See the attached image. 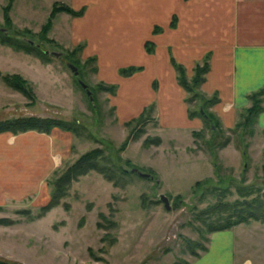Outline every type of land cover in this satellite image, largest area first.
<instances>
[{"label":"rangeland","instance_id":"rangeland-1","mask_svg":"<svg viewBox=\"0 0 264 264\" xmlns=\"http://www.w3.org/2000/svg\"><path fill=\"white\" fill-rule=\"evenodd\" d=\"M123 2L121 6L126 5ZM53 5L50 9L48 3L0 0V31H7L11 43L22 41L25 47L30 43L32 46L29 50L15 49L0 37V120L19 116L53 117L77 127L76 133L71 132L69 150L66 149L61 161L56 156V168L43 180L41 194L9 198L0 203V262L190 264L207 251L210 235L215 232L208 226L224 221L229 214L226 204L258 198L264 207V130L254 124L222 127L214 133L202 120V127L197 130L199 135L192 134V144L188 132H182L177 140L183 147H174L175 143L168 140L172 133L162 128L169 143L166 148L173 147L175 153H158V156L148 151L158 144L144 141L160 132L154 110L151 108L146 113L142 123L127 125L129 120L120 121L111 103L116 90L111 93L107 88L108 84L122 83L124 98L134 92L129 87L131 79L124 78L118 70L147 65L149 55L144 52L142 42L149 29L146 18L123 14L104 19L105 28L100 27L95 34L96 44L101 48L98 50L106 59L101 62L105 67L98 76L95 52L86 56L83 43H72V30L77 24L70 15L56 12L50 28L42 31ZM152 33L148 32L147 38L151 39ZM164 53L159 45V56ZM177 55L183 58L186 54L180 51ZM203 61L193 65L188 72L191 76L185 69L190 85L194 66H201ZM70 65L76 67V72ZM3 74H19L24 78L35 96L34 101L6 84ZM139 77L142 78L141 74ZM81 83L87 85L90 95ZM193 90L202 93L200 88ZM197 105L198 101L188 104L190 109ZM18 134L4 135L0 145L8 143L10 147V140ZM130 134L135 138L121 149ZM242 145L246 158L241 155ZM225 146L229 149L224 151ZM93 148H102L99 164L110 171L111 179L91 169L71 182L58 205L39 215L40 207L50 199L51 181ZM190 150L202 152L204 158L184 156ZM132 168L150 176L130 172ZM161 194L169 198L170 210L160 200ZM228 229H233L235 234L237 264H242L245 257H251L253 264H264V220L248 219Z\"/></svg>","mask_w":264,"mask_h":264},{"label":"crops","instance_id":"crops-1","mask_svg":"<svg viewBox=\"0 0 264 264\" xmlns=\"http://www.w3.org/2000/svg\"><path fill=\"white\" fill-rule=\"evenodd\" d=\"M21 1L48 3L50 9L54 3L68 5L74 10L84 8L81 16L66 12L58 15L68 14L77 24V28L72 30V43H83L86 56L95 52L98 76L103 72L101 68L105 67L101 62L106 59L98 50L100 44L98 47L95 34L100 27L105 28L104 19H114L123 14L133 18L145 17L148 32L153 31L157 24L162 25L158 26L161 28L159 32L152 33L151 39L147 38L148 32L143 35V50L149 55L147 65L136 64L142 66V70L124 77L131 79L128 81L129 87L134 92L124 98L126 93L120 83L111 98L120 121L135 118L149 107L154 110L153 117L160 131L157 136L161 142L148 147L147 150L153 153L174 154L173 147L166 148L168 140L171 139L176 148L183 147L177 140L182 132H188L192 144V132L199 130L203 124L201 117L188 116L186 91L177 82L171 57L183 64L187 75L191 76L188 72L193 65L208 54L209 70L199 88L205 96H218L219 101L209 110L225 129L233 128L240 112L250 106L248 95L264 88V0H138V4L137 0ZM122 2L126 5L121 6ZM173 18L175 26L170 25ZM78 24H82L81 27ZM145 41L153 43L151 53L145 50ZM159 45L166 52L164 56L158 54ZM180 51L186 54L183 58L177 55ZM169 52L173 56H169ZM262 105L264 107V95ZM255 126L264 130V108L258 114ZM162 128L172 133V137L165 139ZM7 134L13 135L3 132L0 139ZM18 135L22 136H13L17 138L10 140V147L8 143L0 145V203L7 202L9 198L21 199L22 196L41 194L43 180L58 164L56 156L61 161L66 149L69 150L71 146V132L59 128H54L50 133L29 130ZM226 149L229 148L225 146L222 150ZM189 152L184 155L189 159L204 158L202 152ZM147 165L155 172L150 163ZM234 235L233 229L213 232L207 251L199 258L192 259L190 264H237L239 260ZM242 262L253 264V259L245 257Z\"/></svg>","mask_w":264,"mask_h":264},{"label":"trees","instance_id":"trees-1","mask_svg":"<svg viewBox=\"0 0 264 264\" xmlns=\"http://www.w3.org/2000/svg\"><path fill=\"white\" fill-rule=\"evenodd\" d=\"M58 11H64L72 16H81L84 12V8H81L79 10H74L69 6H65L63 4H59V5L54 4L46 23L41 28L42 31L46 32L50 28L51 20L54 17L55 13ZM6 20L8 21L7 17ZM170 25L174 26V22H171ZM160 30H161L160 27L155 26L153 32L156 33L159 32ZM0 37L2 42H7L8 44H11L15 49L29 50L30 47L32 48V46L30 45L31 43L28 45V47H25L22 41H18V42L14 41L13 43L8 41L9 36L7 35L6 30L0 31ZM144 45H145L144 46L145 50L148 53H151L153 51V43L151 41H146ZM81 48L82 45L79 46V49ZM208 59L209 56L207 54L204 57V61L201 64V66L199 67L198 65L194 66L193 69L194 74L191 78L192 85L189 84L188 80L185 77V67L181 63L177 62L173 57L170 58V61L177 73L176 78L178 84L187 93V95L185 96V102L187 104H190L193 101H198V105L194 109H190L188 106V116L190 118L194 116L201 117V119L208 126V128H210L211 131L215 133L217 130L221 129L222 126L219 119L209 110V108L219 101L218 96L216 94H213L212 96L208 97L202 93L199 94L195 92V90H193V87L199 88L200 85L205 80V75L209 70ZM139 70H142V66L131 65L120 68L118 72L120 75H124L127 77ZM2 80L10 87L14 88L15 90L22 93L24 96L29 98L31 102L34 101L35 99L34 94L31 92V89L28 86L26 80L22 78L19 74H3ZM107 88L109 89V92L114 93L117 86L115 84H108ZM260 95L262 98L256 99V97ZM263 95H264V88H261L248 95V98L251 100V105L249 107H246L240 112L238 120L233 128L238 126H240L241 128L247 126L252 127L255 124L258 114L264 108L262 105ZM200 108H202L203 110L202 114L199 111ZM150 109L151 107H149L148 109H144L143 112H141L137 117L127 121L126 122L127 125H129L130 122L142 123V121L146 120L145 118L146 113H150ZM54 128H60L62 130L70 131L74 133L77 132L76 125L72 124L69 121H65L53 117L19 116V117L0 120V133L11 132L13 134H17L29 130H34L43 133H50ZM192 134L194 137H197L199 135V132L193 131ZM134 138L135 136H133L132 134L128 135V137L123 141L121 145V149H123L126 146L129 140ZM151 142L159 144L160 138L157 136L154 138H147L144 141L145 144ZM224 143H228V142L225 141ZM102 153H103L102 148H93L92 150L82 154L72 165L68 166L57 178L52 180L51 185H53V190L51 191L50 199L46 204L40 207L39 215H43L50 208L58 205L60 199L67 194L71 182L77 180L79 176L86 174L89 170L96 169L99 172L103 173L106 176V178L111 179L110 176L111 174H109L110 171H107V169L104 168V166H100L99 164L98 159L102 158ZM241 155L244 158L247 157L245 146L243 145L241 147ZM257 199L258 198L252 199L251 201L245 200L243 201V203L236 201L231 205L226 204L225 208L227 209V211H229V214L225 217L224 221L222 222H212V224L208 226L209 230L217 231V230L228 229L240 222H244L247 221L248 219H253V218L264 220V207L261 205L260 202H258ZM65 208H67V205L65 206ZM0 264H8V263L0 262Z\"/></svg>","mask_w":264,"mask_h":264},{"label":"water","instance_id":"water-1","mask_svg":"<svg viewBox=\"0 0 264 264\" xmlns=\"http://www.w3.org/2000/svg\"><path fill=\"white\" fill-rule=\"evenodd\" d=\"M53 54H54L55 56H58V53H56V52H53ZM70 68H71L74 72H76V67H75V66L70 65ZM81 85H82L83 88H85L86 93H87L88 95H90L91 92L88 90L87 85L84 84V83H81ZM199 111H200L201 114L203 113L202 108H200ZM125 172H127V170H126ZM130 172H137L139 175H141V176H143V177H148V176H150V175L147 174V173L139 172L137 168H132V169L130 170ZM159 198H160V200L163 202L164 207H165L167 210H170V209H171V205H170V202H169V198H168L167 196L163 195V194H161V195L159 196Z\"/></svg>","mask_w":264,"mask_h":264}]
</instances>
